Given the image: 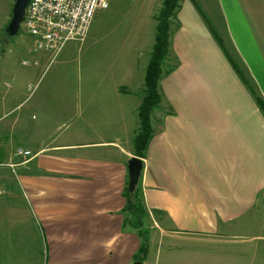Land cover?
<instances>
[{
	"label": "crops",
	"instance_id": "obj_1",
	"mask_svg": "<svg viewBox=\"0 0 264 264\" xmlns=\"http://www.w3.org/2000/svg\"><path fill=\"white\" fill-rule=\"evenodd\" d=\"M171 25L163 117L140 158L141 263L264 264V1L180 0ZM28 52L45 68L58 56ZM147 63L120 83L33 70L27 96L0 89V264L134 263L123 193Z\"/></svg>",
	"mask_w": 264,
	"mask_h": 264
},
{
	"label": "rangeland",
	"instance_id": "obj_2",
	"mask_svg": "<svg viewBox=\"0 0 264 264\" xmlns=\"http://www.w3.org/2000/svg\"><path fill=\"white\" fill-rule=\"evenodd\" d=\"M14 3L15 0H0V89L11 93L23 86L27 96L31 93L29 85L26 87V83H22L29 73L32 75L33 70V76L42 79L66 77L83 87L96 82L99 85L123 82L129 76L128 66L131 63H136L140 70L149 60L161 0H111L109 9L99 12L94 18L86 40L83 43H66L61 54H58L60 51L49 53L58 56L46 68L40 64L33 65L35 55L28 49L31 48L33 53L42 52L34 51L32 38L21 30L13 37L6 32ZM208 24H214L210 16ZM67 47H72L68 53L65 52ZM167 57L161 66L160 79L171 70L166 63ZM24 61L28 63L24 65ZM5 83L10 85L9 89ZM260 107L264 114V100H261ZM158 108L152 114L153 124H160L163 117L158 115L164 112L161 103ZM10 118L0 120V126L10 122ZM197 263L200 264L199 261Z\"/></svg>",
	"mask_w": 264,
	"mask_h": 264
},
{
	"label": "trees",
	"instance_id": "obj_3",
	"mask_svg": "<svg viewBox=\"0 0 264 264\" xmlns=\"http://www.w3.org/2000/svg\"><path fill=\"white\" fill-rule=\"evenodd\" d=\"M179 2L180 0H163L157 14L154 43L144 75V93L137 110L139 128L133 140L134 155L137 158L144 157V153L152 138V114L161 103L158 81L161 75V66L168 56L170 25L179 7ZM139 192V187L136 185L133 192H129L126 186L123 193L126 200L123 209V213L125 214V227L129 226L133 229L140 239L138 252L133 257L134 262H142L146 258L148 251L147 232L143 223L146 213Z\"/></svg>",
	"mask_w": 264,
	"mask_h": 264
},
{
	"label": "built area",
	"instance_id": "obj_4",
	"mask_svg": "<svg viewBox=\"0 0 264 264\" xmlns=\"http://www.w3.org/2000/svg\"><path fill=\"white\" fill-rule=\"evenodd\" d=\"M110 1L29 0L20 30L34 40V51L56 53L68 42L83 43L94 18L109 9ZM27 63L23 62L24 65ZM34 88L35 85H29L28 90ZM14 155L24 159L32 156L22 147H16Z\"/></svg>",
	"mask_w": 264,
	"mask_h": 264
},
{
	"label": "water",
	"instance_id": "obj_5",
	"mask_svg": "<svg viewBox=\"0 0 264 264\" xmlns=\"http://www.w3.org/2000/svg\"><path fill=\"white\" fill-rule=\"evenodd\" d=\"M28 1L29 0H15V3L12 6L11 19L6 27V32L9 37L16 36L19 33ZM142 168L143 163L140 158L132 157L127 162V190L129 192H133L138 184ZM133 264L142 263L136 261Z\"/></svg>",
	"mask_w": 264,
	"mask_h": 264
}]
</instances>
